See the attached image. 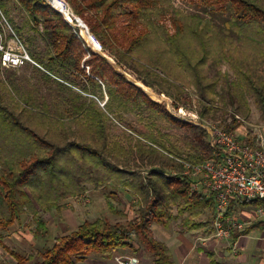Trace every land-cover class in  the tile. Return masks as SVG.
Masks as SVG:
<instances>
[{"label":"trees","instance_id":"trees-1","mask_svg":"<svg viewBox=\"0 0 264 264\" xmlns=\"http://www.w3.org/2000/svg\"><path fill=\"white\" fill-rule=\"evenodd\" d=\"M16 1L31 28L42 18L54 23L52 33L45 35V55L32 53L31 60L39 81L55 90L46 96L35 88L24 90L19 102L6 96V90L0 93V230L23 214L33 219L51 211L59 215L62 203L84 195L88 185L96 191L111 186L125 190L136 202L137 217L126 224L102 218L83 222L68 234L55 236L46 250L29 256L9 251L10 256L15 264H80L90 252L110 259L117 250L136 254L144 249L151 254L152 264H173L170 250L154 238L151 224L168 227L174 219L170 210L175 207V218L182 217L179 233L213 232L212 218H202L213 211L214 198L191 192L192 184L183 175L185 164L199 165L212 158L206 132L175 119L148 98L43 0ZM66 1L102 51L117 66L135 73L144 86L179 99L181 86L192 85L202 100L199 118L215 122L223 119L209 105L220 87L222 97L243 115L248 114L247 100L252 98L264 122V0H228L232 7H227V17L223 11L220 15L205 11L206 18L174 11L169 0ZM124 5L131 6L136 19L150 20L170 11L176 33L169 36L162 26L146 21V29L138 35L122 33L120 37L116 22L118 9ZM0 8L1 16L2 11L7 15L5 5L1 3ZM223 63L228 64L233 79L220 71ZM8 79L16 87L14 75ZM103 89L108 99L100 108L97 101L103 99ZM131 112L138 117L136 127L124 120ZM113 114L122 126L121 137L110 133ZM66 121L71 122L72 131ZM159 121L174 128L177 135L172 139L162 133ZM230 129L231 125L225 130ZM144 167L150 168L146 175L136 171ZM259 204L232 200L226 214L236 206ZM254 231H264V220L233 234L231 243ZM46 234V224L39 219L34 235ZM207 257L210 264H218L213 254Z\"/></svg>","mask_w":264,"mask_h":264},{"label":"rangeland","instance_id":"rangeland-1","mask_svg":"<svg viewBox=\"0 0 264 264\" xmlns=\"http://www.w3.org/2000/svg\"><path fill=\"white\" fill-rule=\"evenodd\" d=\"M54 1L56 2V5L60 7L59 9L57 7L53 8V10L55 9L54 11L58 14L61 13L65 16H68L64 12L63 7L58 2V0ZM63 1L67 3L66 0ZM1 3L5 5V9L7 11V15H5L3 11L1 12L3 15L1 16L0 14V33L3 42L6 44L9 43L11 46H17V48L20 51H24L30 59L33 57L32 53L45 55V35L47 33H52L54 23L46 18H42L37 25L31 24L33 27L31 28L28 24L29 20L27 18L26 13L23 11V9L20 7L19 3L16 0H0V5ZM43 3L50 6L48 0H43ZM169 4L174 11L181 12L185 15H197L202 18H206L210 13L220 15L221 11H223L221 13L223 17H227V7L230 5L228 0H169ZM205 11H208L209 14L207 15ZM118 12L119 15H117L116 28L120 37L122 33H126V35H138L141 31L146 29V26H144L146 21H152L155 24L162 26L169 36H174V34L176 33L174 20L172 18L173 16L168 10H164V12L161 13L159 16H152L150 20L143 18L136 19L134 15L131 14V6L128 5L122 6L120 9H118ZM70 13L72 22H70L69 25H71L73 28L81 24L79 27L77 26V28L79 29L78 36L91 48L90 44L84 39L83 34H88L89 36L93 35L90 33V30L88 29L84 21L78 16H76V14L72 11L71 7ZM90 42L93 44L91 40ZM93 46L94 48L91 49L95 53L100 55L101 53H103L115 62L113 57H110L102 51L100 45L93 44ZM98 49H100V51H98ZM88 57V54L85 55L83 61L86 60ZM34 65V63L28 61L17 68H6L1 64L0 61V93H3L6 90V96L10 94L11 97L15 100V102H19L20 95L24 90L35 88L38 91V94L41 96H46L49 94L48 91L55 90L54 87H49L39 81L33 71ZM81 68H83L87 74L89 73V69L87 66L82 64ZM114 70L122 73L128 81H137L141 83L137 80L136 74L130 70L123 69L121 67L120 70H117L115 68ZM220 71L223 74H228L231 79L234 78L231 70L228 67V64L223 63L220 67ZM73 73L74 72H72L71 74ZM11 74L14 75L15 78V89L13 88L12 84L8 79ZM147 88L153 94V96L147 95L146 93L145 95L150 98L153 102L161 105V107H163L170 115L174 116L175 119L178 118L175 115L174 111H176L180 107L186 106L187 112H193L199 117L198 113L199 108L202 104V100L199 98L196 89L192 85L181 86L183 94L182 97H180L179 99L168 97L156 88ZM107 99L108 98L103 89V99H101L100 101H95H97L100 108H103L104 104L107 102ZM247 101L248 114L243 115L241 113H238L236 111L235 104H230L227 98L222 97L221 88L218 87L215 100L209 105V107L218 109L217 117L226 120V122H224L223 120L215 122L213 120L202 121L200 118L199 119L204 123H210L223 129H226L227 127H229V125H231L230 132H233L241 139H244L246 137H253V130H257L264 135V122H262L260 119L255 103L252 98H248ZM113 118L116 119V116L114 114L113 117L110 118L109 122L110 133L112 136L121 137L122 126L119 125L116 121H114ZM124 120L132 127H136L138 117L135 112H131L124 115ZM158 123L162 133L168 134L172 137V139L175 135H177L178 132H176L174 128L168 127V125L162 121H159ZM66 125L68 129H70V131L74 129L70 121H66ZM149 170V167H144L138 168L136 171H141L140 173L142 175H146ZM135 203L136 202L132 201L128 197L126 191L123 189H115L111 186L96 191L93 189L92 186L88 185L87 192L84 195L79 198H72L63 202L62 209L59 215H57L55 211H51L48 214L45 213V216L42 213L39 214L37 218H43V221L45 222L47 227V234L45 237H36L34 235L35 225L33 223H35L36 220H30L29 217H26L23 220L25 221L23 224L24 227L21 228L22 233L26 235L25 237H21L25 246L23 247V249H17L16 246L13 245V252H15L16 250H20L16 252L20 253L21 255L28 256L34 253L37 249L46 250L52 246V240L55 236H62L68 234L69 232L80 226L83 222H92L98 218H102L112 224H126L129 220H133L137 217V205ZM109 206H112L114 211L117 213H111ZM254 208L255 207L253 206H236L232 214L238 219L240 217L248 218L254 216ZM170 215H172L174 219L170 222L168 228H163V225L161 224L154 226V223L151 224V228L155 229L157 237H160V233L162 232L166 234V237L170 238L169 242L174 243V237L179 236L177 228L180 226V220L182 219V217L178 219L175 218L177 217V210L175 207L171 208ZM211 218L212 213L208 212L202 218V220L208 221L211 220ZM262 234H264L263 231H254L249 236L242 238L241 241L246 242L248 244V247H244V244L243 246H240L237 243L235 245H232V243L228 240H218L216 238H210L209 235L211 234L206 236V238H209V241L215 240L216 243L220 242V245L217 248V253L224 254V264H264V250L262 249V247H260L261 241L264 240V235ZM261 235L263 236V238L261 237ZM188 240L191 244V247L189 248V250L191 251L190 261L196 260L200 264H207V258L205 257V253H196L197 249L208 251L207 244L201 245V241H199V239H197V236L195 237L193 234H190V238H188ZM31 241L34 243L33 248L32 245L29 244ZM8 244L11 246L10 243ZM32 249H34L35 251ZM126 252L127 251H123L121 253L125 254ZM128 255H130V253ZM138 256L142 260V262L140 261L141 263L150 264L152 257L150 253H148L144 249H141V252ZM0 264H15V262L10 257L9 252H7L4 261L0 262ZM80 264L115 263L112 261L110 262L108 259L103 258L95 252H90L83 258Z\"/></svg>","mask_w":264,"mask_h":264},{"label":"built area","instance_id":"built-area-1","mask_svg":"<svg viewBox=\"0 0 264 264\" xmlns=\"http://www.w3.org/2000/svg\"><path fill=\"white\" fill-rule=\"evenodd\" d=\"M58 2L68 16L59 14L69 24L72 22L70 7L63 0ZM91 38L99 45L93 36ZM0 53L1 64L6 68H17L28 61L33 63L17 46L4 43L1 33ZM186 107L174 111L175 115L183 122L200 127L206 132V140L213 154L211 159L202 164H185L183 175L192 184L191 192L201 191L206 197L214 198L211 237L231 242L233 234L240 233L253 222L264 220V135L253 130V137L241 139L233 132L200 121L195 113L187 112ZM236 199L260 201L254 208V216L238 219L232 213L227 215V208ZM118 264L132 263L119 261Z\"/></svg>","mask_w":264,"mask_h":264},{"label":"crops","instance_id":"crops-1","mask_svg":"<svg viewBox=\"0 0 264 264\" xmlns=\"http://www.w3.org/2000/svg\"><path fill=\"white\" fill-rule=\"evenodd\" d=\"M26 217H29L30 220H33V218L30 215L23 214V215L20 216V218L12 226H10L9 228H7L5 230H0V262L4 261L5 255L7 254V252H9V251L13 252L14 251L13 250V245H15L17 249H23V247L25 246L23 244V240L21 239V237H25L26 235L22 233V229L21 228L24 227L23 224H24L25 221H23V220ZM35 220L38 221L39 219L36 218ZM41 220H44V219L42 218ZM33 224L35 225V228H36V222L33 223ZM155 225H158V224L154 223V226ZM168 227H169V225H168ZM168 227H164L163 226V228H168ZM177 231H178V228H177ZM151 232H152L154 238L158 242L164 244L170 250V252L172 254L173 264H200L196 260L190 261L191 260V253L190 252L191 251L189 250V248L191 247V244H190V241L188 240V238H190V234H193L195 237L197 236V239H199V241H201V245L207 244L208 251H203L202 249H197L196 250V253H198V252H204L205 253V257L207 258L206 259L207 260V264H210V261H209V259L207 257L208 254H213L214 255V260L218 264H224V262H225L224 261L225 257L223 256L224 254L217 253V248L219 247L220 242L216 243L215 240L214 241H209V238H206V236H208L209 234H207L204 229L198 230V231H193V232H188V233H179L178 232L179 236L178 237H174V243L169 242L170 238L166 237V234L162 233L161 231H160L161 232L160 233L161 234V236H160L161 238L157 237V234L155 233V229L151 228ZM262 235H264V234H262ZM262 235H261V237L263 238ZM209 237L212 238L211 235H209ZM242 238H244V237H240L239 238V240L237 241V244H239L240 246H243V244H244V247H248V244L246 242L241 241ZM8 243H10L11 246ZM29 244L32 245V248L34 247V243L32 241ZM260 247H262V249L264 250V240L261 241V246ZM32 250H34V249H32ZM37 250H39V249H37ZM16 251H20V250H16ZM16 251L13 252V253H17V254L21 255L20 253H18ZM123 251L124 252L127 251V252L125 254L121 253ZM140 252H141V250L138 253L134 254L129 249L117 250L116 252L113 253L111 258L108 259V260L110 262L111 261L114 262L115 264H118L119 261H124V262L130 261L132 264H143V263H141L142 260L138 256ZM129 253H130V255H128ZM217 255H218V257H217ZM21 256H24V255H21ZM10 257L12 258V256H10ZM152 259L153 258L151 257L150 264H152ZM13 261L15 262L14 259H13ZM236 264H238V263H236Z\"/></svg>","mask_w":264,"mask_h":264},{"label":"water","instance_id":"water-1","mask_svg":"<svg viewBox=\"0 0 264 264\" xmlns=\"http://www.w3.org/2000/svg\"><path fill=\"white\" fill-rule=\"evenodd\" d=\"M81 25V24H80ZM80 25H77L78 27L80 26ZM71 26V25H70ZM76 26V27H77ZM72 27V26H71ZM82 27V26H81ZM86 32V31H85ZM87 33V32H86ZM98 51H100V49H98ZM101 56L103 57V58H105L107 61H108V63L109 64H111L115 69H117V70H120V67L119 66H117L116 64H115V62L112 60V59H110V58H108L105 54H103V53H101ZM132 84H134V85H136L137 87H139L144 93H146L147 95H150V93H149V91H148V88L147 87H145L143 84H141V83H139V82H137V81H134V82H132V81H130Z\"/></svg>","mask_w":264,"mask_h":264},{"label":"bare ground","instance_id":"bare-ground-1","mask_svg":"<svg viewBox=\"0 0 264 264\" xmlns=\"http://www.w3.org/2000/svg\"><path fill=\"white\" fill-rule=\"evenodd\" d=\"M48 2H49L50 5L52 6V8H56V7H57V8L59 9L60 6L56 5V2H55L54 0H48ZM65 17H66V16H65ZM83 36H84V39L90 44L91 48L93 49L94 46H93V44L90 42L88 36H87L86 34H83ZM148 91H149V90H148ZM149 93H150L151 96H153V94H152L150 91H149Z\"/></svg>","mask_w":264,"mask_h":264}]
</instances>
